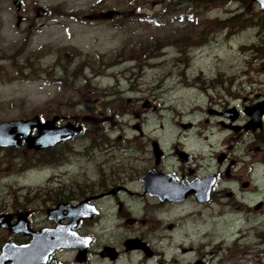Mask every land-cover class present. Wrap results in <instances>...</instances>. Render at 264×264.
<instances>
[{
	"label": "rangeland",
	"instance_id": "374dc122",
	"mask_svg": "<svg viewBox=\"0 0 264 264\" xmlns=\"http://www.w3.org/2000/svg\"><path fill=\"white\" fill-rule=\"evenodd\" d=\"M20 1L31 22L14 29V6L0 0V120L42 117L46 108L58 107L64 119L87 123L91 118L109 124L112 136L130 137L136 132L130 126L134 117L155 122L160 117L162 136L168 138L173 117L202 115L209 85L222 82L232 91L245 80L264 91V13L251 0ZM36 6L46 14L36 17ZM107 10L118 13L111 20L84 17ZM146 99L158 109L144 107ZM85 126L86 135L75 141L81 149L87 144ZM154 127L150 120L147 128ZM107 157L112 165L119 161L114 150ZM79 160H70L68 179L87 171L86 161ZM44 165L24 144L0 148V209L14 199L25 206L26 197L42 196ZM132 195L127 194L128 214L123 206L124 214L110 217L96 245L117 247L141 235L153 256L146 259L135 250L113 261L93 256V263L169 264L174 258V264L199 259L201 264H264L261 214L252 222L229 215L216 201L168 207ZM36 201L31 206L38 207ZM127 217L138 220L128 223ZM169 222L171 231L165 227ZM201 240L208 245L201 248Z\"/></svg>",
	"mask_w": 264,
	"mask_h": 264
},
{
	"label": "flooded vegetation",
	"instance_id": "af4514ba",
	"mask_svg": "<svg viewBox=\"0 0 264 264\" xmlns=\"http://www.w3.org/2000/svg\"><path fill=\"white\" fill-rule=\"evenodd\" d=\"M19 4V10L13 5L14 29L31 22L20 0ZM37 7L35 16L41 17ZM18 17H22L19 23ZM233 85L236 94L222 82L209 85L202 115L192 120L173 117L174 133L168 138L162 136L160 117L156 122L154 118L132 117L130 126L136 132L130 137L120 132L112 136L109 124L95 123L91 118L87 123L85 119H64L58 107L46 108L45 115H40L42 121L57 117L54 125L71 121L81 125L82 132L38 151L25 148L40 154L47 185L40 191L42 196L26 197L25 206L14 199L9 207L0 209V264H95L93 256L113 261L135 250L149 259L154 252L141 235L127 237L118 248L107 243L96 245V236L105 233V222L130 211L127 194L136 193L142 198L137 200L151 199L168 207L216 201L226 205L227 213L237 219L254 222L260 214L264 219V91L251 81ZM150 106L158 109L146 99L144 107ZM150 120L155 123L152 129L147 128ZM85 125L89 132L81 149L75 141L86 135ZM112 150L119 158L115 165L107 157ZM73 157L80 163L85 160L87 171L68 179L67 167ZM135 186L133 192L131 187ZM36 200L39 206H31ZM134 220L138 219L127 217L125 221ZM173 225L169 222L165 227L171 231ZM65 235H71V246L57 245ZM198 244L203 248L208 242ZM15 247L21 249L15 251ZM174 261L167 260L169 264ZM201 263L196 260V264Z\"/></svg>",
	"mask_w": 264,
	"mask_h": 264
},
{
	"label": "water",
	"instance_id": "95a60500",
	"mask_svg": "<svg viewBox=\"0 0 264 264\" xmlns=\"http://www.w3.org/2000/svg\"><path fill=\"white\" fill-rule=\"evenodd\" d=\"M253 1L259 2L261 10L264 11V0ZM13 3L16 6V10H19V2L17 0H13ZM44 13V10L38 8L37 14L42 15ZM114 14H116L115 10H107L105 12L84 15V17L87 19H108ZM21 19L22 17H18L17 23H19ZM56 118L57 117L43 123L40 121L39 117L35 115L28 119H15L0 122V145L19 147L21 144V138H23V140L27 142L28 148L41 149L45 146L54 145L62 140H65L80 130V128H74L70 123L56 128V126H54ZM34 127L38 129L37 136L31 135V131ZM67 239L68 237L64 238V240Z\"/></svg>",
	"mask_w": 264,
	"mask_h": 264
},
{
	"label": "trees",
	"instance_id": "16d2710c",
	"mask_svg": "<svg viewBox=\"0 0 264 264\" xmlns=\"http://www.w3.org/2000/svg\"><path fill=\"white\" fill-rule=\"evenodd\" d=\"M150 18H152V19H153L154 17L150 16ZM149 45H151L152 47H154V44H153V42H150V43H149Z\"/></svg>",
	"mask_w": 264,
	"mask_h": 264
},
{
	"label": "bare ground",
	"instance_id": "6f19581e",
	"mask_svg": "<svg viewBox=\"0 0 264 264\" xmlns=\"http://www.w3.org/2000/svg\"><path fill=\"white\" fill-rule=\"evenodd\" d=\"M47 138V137H46ZM49 139H50V137H49Z\"/></svg>",
	"mask_w": 264,
	"mask_h": 264
}]
</instances>
